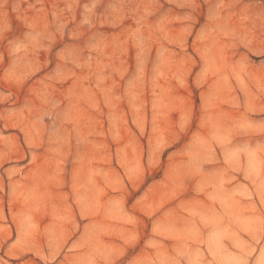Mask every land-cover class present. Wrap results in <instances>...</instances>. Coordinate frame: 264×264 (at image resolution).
Returning a JSON list of instances; mask_svg holds the SVG:
<instances>
[{
	"label": "rangeland",
	"instance_id": "1",
	"mask_svg": "<svg viewBox=\"0 0 264 264\" xmlns=\"http://www.w3.org/2000/svg\"><path fill=\"white\" fill-rule=\"evenodd\" d=\"M92 4L0 15V264H264V0Z\"/></svg>",
	"mask_w": 264,
	"mask_h": 264
},
{
	"label": "clouds",
	"instance_id": "2",
	"mask_svg": "<svg viewBox=\"0 0 264 264\" xmlns=\"http://www.w3.org/2000/svg\"><path fill=\"white\" fill-rule=\"evenodd\" d=\"M9 2H10V0H0V15L3 14V9H4L5 5H7ZM101 2H102V0H93L92 8L89 9L88 16L84 20L81 21L82 26L90 27L92 25V23L95 22L96 18H95V15H94L92 9H94L96 6H98ZM76 3H77V0H66V8L63 11L68 14L67 19L72 18V13L75 9ZM13 10H15V8ZM67 19L64 21V23H67ZM244 19H247V17H245ZM63 26L64 25L61 24L58 31L61 30L63 28ZM42 32L44 34V40L50 41L51 40V34L48 32L47 25L44 26V28L42 29ZM139 39L140 38L138 37V35L136 33L129 32L127 35V40L122 41L121 43L127 44L129 41H139ZM41 48H43L44 50H47V45L46 44L32 45L28 49V51L33 54V60H32L33 64L35 63V58H34L35 54H37ZM93 50L95 51L97 49H93ZM99 51L105 57L108 56V53L105 52L103 49H99ZM0 59H2V55H0ZM61 59H64V57L62 56ZM72 63L74 65V69H78L80 71V75L77 77L76 72L73 70V71H69L68 73H66L62 77V79L66 80V79H70V78H76L77 82L82 84L84 81H90V80H92L93 77L99 76L101 81H103V80L112 81V77L114 75L113 72L109 71L106 75H104V70L107 67L106 64L91 65V64H88L87 62L82 63L81 61L75 60V59L72 61ZM115 88H116L115 82H112L110 84H105V85H103V87H98V91H99V94L101 96V100H102V102H104L106 104V106H109V107L115 106V105L108 104L107 101L104 99L107 96H112L115 98Z\"/></svg>",
	"mask_w": 264,
	"mask_h": 264
}]
</instances>
